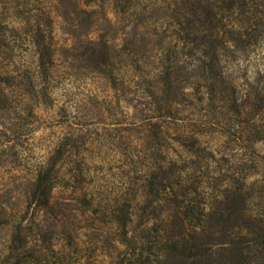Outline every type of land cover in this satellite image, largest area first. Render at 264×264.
<instances>
[{
    "label": "trees",
    "instance_id": "obj_1",
    "mask_svg": "<svg viewBox=\"0 0 264 264\" xmlns=\"http://www.w3.org/2000/svg\"><path fill=\"white\" fill-rule=\"evenodd\" d=\"M61 73L128 120L0 191V264H264V0H0V134Z\"/></svg>",
    "mask_w": 264,
    "mask_h": 264
},
{
    "label": "rangeland",
    "instance_id": "obj_2",
    "mask_svg": "<svg viewBox=\"0 0 264 264\" xmlns=\"http://www.w3.org/2000/svg\"><path fill=\"white\" fill-rule=\"evenodd\" d=\"M91 82L84 80L81 75L69 80L68 75L61 73L48 87L52 94L51 100L37 108L35 117L29 118L26 130H31V133L26 136L22 135V132L8 136L0 134V145L9 140L7 145L13 147L10 152L2 148L3 146L0 147V191L10 187L13 191L5 198L6 205H13V208L17 210L19 202L14 197L17 195L18 184L32 177L36 165L41 164L48 157L64 136L80 139L78 148L81 151H83V138L87 139L86 146H89L87 143H92L93 151H98L99 156L95 153L94 159H86V163L88 166L91 165L90 174L95 180L93 183L101 179L99 166L100 161H103L100 156L102 151L94 141L101 140L103 129H113L109 122L127 123L128 119L124 111L120 109L115 110L114 116L113 114L111 116L98 115L96 104L93 100H89V95L91 96L90 93L103 95L104 87L101 89L99 86L93 87ZM2 149H4L3 155ZM107 149V157H111L112 148ZM111 178H114L112 174L109 176L106 174L105 179ZM56 192L60 193L61 188L57 187ZM20 204L21 211H23L25 204ZM0 231L6 234L1 225Z\"/></svg>",
    "mask_w": 264,
    "mask_h": 264
}]
</instances>
